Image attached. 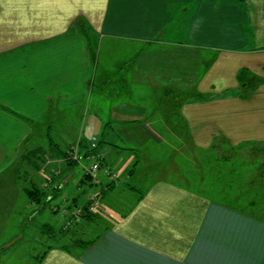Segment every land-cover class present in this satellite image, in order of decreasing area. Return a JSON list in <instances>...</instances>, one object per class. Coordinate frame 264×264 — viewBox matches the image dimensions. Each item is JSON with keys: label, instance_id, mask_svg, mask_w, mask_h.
I'll list each match as a JSON object with an SVG mask.
<instances>
[{"label": "crops", "instance_id": "obj_1", "mask_svg": "<svg viewBox=\"0 0 264 264\" xmlns=\"http://www.w3.org/2000/svg\"><path fill=\"white\" fill-rule=\"evenodd\" d=\"M117 43L141 49L133 51L130 60H108V49ZM177 52L182 62L172 69L169 59ZM187 56L193 67L189 71ZM204 67L205 76L200 77ZM243 71L264 74V0H0V182H5L10 163L21 164L27 155L34 157L28 166L20 165L23 176L31 169L61 170L59 160L66 150L60 143L67 146L82 139L88 146L93 137L99 139L97 151L106 154L105 164L122 173L116 181L100 174L102 187L108 188L98 187L108 224L95 239L73 241L76 252L64 244L49 245L42 255L28 243L30 254L16 256L22 259L18 264H264L262 185L257 197L255 191L220 199L174 181L157 180L143 190L133 183L137 139L159 143L186 138L188 131L205 150L213 148L216 139L264 142L263 87L251 97L255 103L239 94L238 75ZM171 74L191 76L190 86L175 87L169 79L163 85L164 75ZM228 81L238 86L237 93L227 97L216 93L204 101H182L179 96L190 88L202 95L218 88L232 92ZM147 84L158 91L149 105L132 98ZM123 92L131 97L124 100ZM97 94L98 108L90 111ZM227 103L243 104L244 113L233 114ZM77 115L84 124L74 131ZM147 121L163 124L149 126ZM21 129L14 144L12 138L6 140ZM110 138L113 147L104 143ZM262 169L254 178L245 169L241 181L260 184ZM229 172L226 181H235ZM82 174L77 181L88 188ZM55 187L60 191L62 185ZM0 195L1 225L23 209H17L22 197ZM27 220L10 239L5 237L13 228L7 222L0 227L2 255L26 233ZM40 233L50 238L57 234L51 225ZM9 262L0 258V264Z\"/></svg>", "mask_w": 264, "mask_h": 264}, {"label": "rangeland", "instance_id": "obj_2", "mask_svg": "<svg viewBox=\"0 0 264 264\" xmlns=\"http://www.w3.org/2000/svg\"><path fill=\"white\" fill-rule=\"evenodd\" d=\"M140 49L139 46H122L120 43H117L115 46L108 49V60L117 61L120 59V56L123 60H130L133 56L132 52H137ZM204 53L208 54L207 51H204ZM178 54V52L176 55L172 54V57L169 59L172 69L176 68L180 61L182 62V59ZM114 55L116 58H114ZM185 61L187 66V69L185 70H192L191 58L187 56ZM180 70H182V68ZM206 70L205 67L203 70L201 69L199 73L200 77L205 76ZM244 75L245 79L243 81L238 79V84L240 85L241 83L240 86H231L230 81H228L229 87H233L230 89L232 92H225L222 91L223 89L218 88L217 91L206 92L205 94L208 95L206 96L202 95L198 90H192L190 88L186 89V91L180 92L179 96L182 101L189 99V97H194V99L199 98V100L204 101L205 97H214L216 93L219 97H227L234 92L237 93L238 86V93L249 99V102H252L251 97L259 91L261 87H263L262 90L264 93V76H262L264 74H251L246 71ZM139 76L141 78L143 77L142 75H138V77ZM184 77L188 79L185 82H182ZM190 78L191 76H183V74H171V77L169 75H164L165 81H163V85H167V80L169 79V82H172L173 86H175V84L184 86L185 84L189 87ZM150 80L154 83L152 78ZM191 81H193V79H191ZM141 86L146 87L136 89L135 95L132 98L134 100H145L147 101L146 105H149L154 97L153 102H155L158 91H153L150 84ZM220 86H222V84ZM211 90L216 89L213 88ZM95 93L97 92L95 91ZM96 97L90 102V111H94L98 108L95 107L94 104L97 103L98 94ZM122 97L125 100L131 97V94L123 92ZM167 97L169 96L166 95V97H160V99L163 101V99ZM215 97L217 98V96ZM256 101L257 100L255 99L252 103H255ZM260 103L264 106L263 96L261 97ZM161 106H163V102L161 103ZM224 106L232 111L233 114H236L237 112L242 114L245 109L243 104L237 106L235 103V107H233L231 104L227 103ZM82 110L83 113L84 106L82 107ZM145 123L149 126L163 124L159 121L158 123H151L150 121ZM83 124L84 123L80 121V118L77 115L73 123L74 131H79ZM188 129L189 126L187 125L185 130ZM9 132L10 130L6 132V134ZM21 133L22 129L20 132L17 130L16 134L12 131L6 140L10 139L11 141L12 138V144H14V138L18 137V134ZM93 138L89 139L88 146L85 144L87 140L83 141L82 139H77L74 144L70 143L69 145L64 146L60 143L58 138L53 139V142L58 146L61 145L62 149L66 150L65 156L60 157L59 160L61 164H64L61 170L50 171L49 169H46L43 171L41 169H31L26 170V175L23 176L22 168L28 166L30 163L29 160L33 161L34 156L27 155V159L21 161V164L16 163L11 166L12 162L10 163V168L4 172L5 182H0V193L5 194L6 196L9 194L8 196L11 197H22V202L18 201L17 209L22 207L21 209L23 210L21 211L23 213L12 212L9 219L4 218V220H2L3 222L0 227L2 226L1 228H3L7 222L9 226L13 228L12 235H6L5 237L10 239L11 237L16 236V234H19L16 227L28 217V222L26 223L28 229L26 230V233L18 239L15 247H12L4 255L2 254L5 251L2 252L0 250V258H7V261H10L9 264H12L13 262L14 264H18L19 260L22 259L17 258L16 256L25 254V252L28 256L30 254L28 247L26 246L28 243H31V248H34L36 254L40 255L46 251L47 246L49 245L54 247L64 244L67 245L72 252H76L77 248L73 245V241L76 239L84 241L95 239L108 224V218L103 214L105 207L99 195L102 191H98V187H101L102 190L105 188V186L102 187L103 184L101 183L100 174L101 172H105L104 174L107 178L116 181L119 178L121 171H119L117 167L115 168V166L113 167L105 164L106 154L104 151H97L100 146L99 139L98 144L93 147ZM113 140L114 138H110L106 142L104 140V143L113 147L114 145H111L115 144ZM137 140H140L141 144H139L140 142L136 144L138 148L135 146L137 150L136 155L138 157L136 158L139 163L136 168L133 183H138L140 186H136L141 190L157 180H168L179 182L190 189H199L205 194L213 196L218 195L220 199H224L227 194H253L255 191L254 196L256 195L257 197V191L260 190L261 185L262 195L264 194V181H261L260 184H258L260 181H241L245 174V169L251 170L248 175L252 178L255 177L253 174L256 173L258 168H263L262 171L264 172V142L261 143L244 140L239 144H233L231 142H224L225 139H216L215 146L205 150L202 147L200 148L195 139L193 140V138L190 137L188 131L186 133V138L172 137L169 139H158L159 143L156 142L155 139L142 138ZM193 141H195V143ZM38 142L39 141L36 140L33 147L37 146ZM58 143H60V145ZM123 163L125 164L126 162ZM20 165H24V167L20 168ZM94 165L99 167L97 173H95L96 178L90 173ZM229 170L231 172L229 178L235 179V181H226L228 177L227 172ZM82 173H84V179L87 180V184H89L88 188L81 186L80 183H78L79 181H77L82 177ZM72 175H74L73 178ZM51 177H54V179L56 178V180L50 181ZM46 178H48V181H45ZM68 178H70V180H68ZM81 182L83 183V181ZM58 184L62 185V188L60 191H55V185ZM105 189L107 191L108 188ZM25 192L33 197L26 195ZM1 197L2 195H0V198ZM235 203L240 204L238 202ZM261 203L264 204V195ZM37 212L40 213L38 214ZM34 213L36 216L33 215ZM48 225L54 227L55 232L57 233L55 234L56 237L50 238L46 234L40 235L41 228L45 231V229L48 228ZM88 225H90V227L86 230ZM52 233L54 234V232ZM0 234H2L1 230ZM40 239L43 240L42 245L38 243ZM19 244H22L25 250H22L20 246H18Z\"/></svg>", "mask_w": 264, "mask_h": 264}, {"label": "built area", "instance_id": "obj_3", "mask_svg": "<svg viewBox=\"0 0 264 264\" xmlns=\"http://www.w3.org/2000/svg\"><path fill=\"white\" fill-rule=\"evenodd\" d=\"M93 147H95L97 144H98V138L97 137H94L93 138ZM99 167L97 165H94L90 171V173L92 174V176H94L96 178V175L95 173H97Z\"/></svg>", "mask_w": 264, "mask_h": 264}, {"label": "trees", "instance_id": "obj_4", "mask_svg": "<svg viewBox=\"0 0 264 264\" xmlns=\"http://www.w3.org/2000/svg\"><path fill=\"white\" fill-rule=\"evenodd\" d=\"M245 71L241 72L239 75H238V79H240L241 81H243L245 79ZM34 195V194H33ZM32 196V195H31ZM33 197V196H32Z\"/></svg>", "mask_w": 264, "mask_h": 264}]
</instances>
